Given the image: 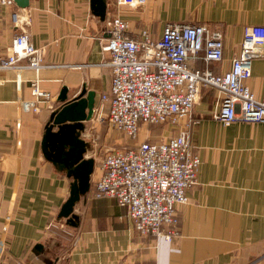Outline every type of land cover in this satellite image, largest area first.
<instances>
[{"label": "crops", "instance_id": "1", "mask_svg": "<svg viewBox=\"0 0 264 264\" xmlns=\"http://www.w3.org/2000/svg\"><path fill=\"white\" fill-rule=\"evenodd\" d=\"M105 1L104 21L92 14L90 0L0 6V58L10 54L13 36L26 32L43 53L39 87L52 97L39 114L22 109L20 103L32 99L35 74L0 71V264H264V123L222 125L213 118L219 94L212 89L201 91L192 111L199 123L189 126V143L201 164L186 204L177 208L171 241L140 236L125 208L93 197L91 189L75 207L77 227L57 220L70 182L44 160L43 129L61 105L62 88L72 99L85 87L95 94L94 106L109 92L111 71L101 43L112 16L128 22L132 37L145 30L159 39L166 24L218 29L223 59L208 65L215 74L230 69L245 27L264 26V0H147L138 7ZM11 12L27 24L14 27ZM190 66L206 65L198 59ZM247 85L264 99V55L252 62Z\"/></svg>", "mask_w": 264, "mask_h": 264}, {"label": "built area", "instance_id": "2", "mask_svg": "<svg viewBox=\"0 0 264 264\" xmlns=\"http://www.w3.org/2000/svg\"><path fill=\"white\" fill-rule=\"evenodd\" d=\"M146 2L116 0V5L138 7ZM0 6L12 8L15 4L0 0ZM10 20L16 28L27 24L17 12H11ZM128 29V22L119 16L108 22V37L101 50L108 54L111 84L98 104L107 106L109 125L135 143L104 154L94 172L92 195L113 199L125 208L140 236L169 242L178 226L177 208L186 204V192L196 184L201 164L189 143V126L199 123L192 119V111L201 91L218 92L213 118L222 125L264 123V99L257 100L247 85L252 62L264 55V26L243 29L239 51L222 74L208 67L223 59V35L218 29L206 24H166L159 39L145 30L132 37ZM10 50L0 58V71L35 74L29 84L32 99L20 105L39 114L42 104L52 98L39 87L37 76L46 67L42 50L31 43L26 32L13 36ZM198 59L205 68L190 66ZM17 82L20 87L19 76ZM97 108L94 106V113ZM149 125L173 126L177 133L161 141L137 143L140 131Z\"/></svg>", "mask_w": 264, "mask_h": 264}, {"label": "water", "instance_id": "3", "mask_svg": "<svg viewBox=\"0 0 264 264\" xmlns=\"http://www.w3.org/2000/svg\"><path fill=\"white\" fill-rule=\"evenodd\" d=\"M19 9H25L29 0H13ZM106 1L90 0L92 14L104 21L106 18ZM57 101L59 108L52 111L44 126L41 140V151L44 160L53 165L60 173L72 182L69 185V196L61 206L57 220H65V224L77 227L79 217L75 207L90 191V180L94 170V160L87 155L91 149L89 143L82 138L85 122L94 115L95 94L85 87L72 99L67 97V89L62 88ZM42 248L35 246L36 250Z\"/></svg>", "mask_w": 264, "mask_h": 264}, {"label": "rangeland", "instance_id": "4", "mask_svg": "<svg viewBox=\"0 0 264 264\" xmlns=\"http://www.w3.org/2000/svg\"><path fill=\"white\" fill-rule=\"evenodd\" d=\"M85 129L82 138L89 143L91 149L87 155L94 160V170L90 180V189H93V182L97 178L94 174L96 166L101 158L108 151L129 147L135 143V140L125 138L122 134L114 130L107 120V106L98 104L96 113L92 119L85 122ZM177 133V129L169 125L152 126L151 130L142 129L136 142L142 141H161ZM71 183L72 180L68 179Z\"/></svg>", "mask_w": 264, "mask_h": 264}, {"label": "trees", "instance_id": "5", "mask_svg": "<svg viewBox=\"0 0 264 264\" xmlns=\"http://www.w3.org/2000/svg\"><path fill=\"white\" fill-rule=\"evenodd\" d=\"M192 68H194V67H192ZM194 69H198V68H194ZM201 69H203V68H201ZM152 126H156V125H149V126H147V127H145V128H143V129H147V130H151V127ZM151 142H154V141H151Z\"/></svg>", "mask_w": 264, "mask_h": 264}]
</instances>
